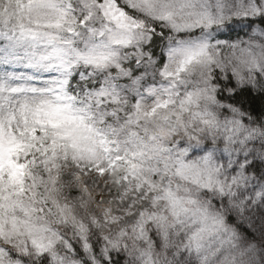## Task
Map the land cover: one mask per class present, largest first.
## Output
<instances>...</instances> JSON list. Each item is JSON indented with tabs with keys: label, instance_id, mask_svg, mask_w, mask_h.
<instances>
[{
	"label": "snow or ice",
	"instance_id": "1",
	"mask_svg": "<svg viewBox=\"0 0 264 264\" xmlns=\"http://www.w3.org/2000/svg\"><path fill=\"white\" fill-rule=\"evenodd\" d=\"M0 264H264V0H0Z\"/></svg>",
	"mask_w": 264,
	"mask_h": 264
}]
</instances>
